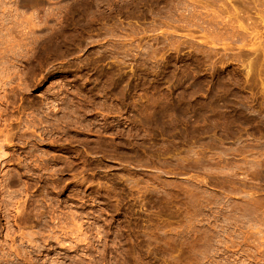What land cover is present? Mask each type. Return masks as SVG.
<instances>
[{
    "label": "rangeland",
    "instance_id": "rangeland-1",
    "mask_svg": "<svg viewBox=\"0 0 264 264\" xmlns=\"http://www.w3.org/2000/svg\"><path fill=\"white\" fill-rule=\"evenodd\" d=\"M0 264H264V0H0Z\"/></svg>",
    "mask_w": 264,
    "mask_h": 264
},
{
    "label": "bare ground",
    "instance_id": "bare-ground-1",
    "mask_svg": "<svg viewBox=\"0 0 264 264\" xmlns=\"http://www.w3.org/2000/svg\"><path fill=\"white\" fill-rule=\"evenodd\" d=\"M260 4V3H259ZM225 10V9H224ZM223 10V11H224ZM228 11V10H227ZM220 15V14H219ZM237 17V16H236ZM228 20V19H227ZM229 21V20H228ZM231 21V20H230ZM229 24V23H228ZM234 26V25H233ZM233 28V27H232ZM236 29H237V27H236ZM233 32V31H232ZM234 33V32H233ZM241 33V32H240ZM240 35V34H239ZM245 35V34H244ZM235 36V35H234ZM7 137V136H6ZM8 219V218H7ZM30 238V237H29ZM15 241V240H14Z\"/></svg>",
    "mask_w": 264,
    "mask_h": 264
}]
</instances>
